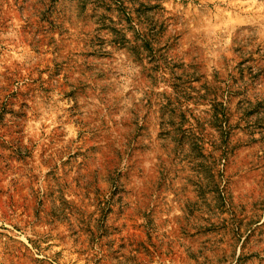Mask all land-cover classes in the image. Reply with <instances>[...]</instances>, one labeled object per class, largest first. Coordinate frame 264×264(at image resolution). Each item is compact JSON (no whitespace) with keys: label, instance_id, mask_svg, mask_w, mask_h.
I'll use <instances>...</instances> for the list:
<instances>
[{"label":"rangeland","instance_id":"374dc122","mask_svg":"<svg viewBox=\"0 0 264 264\" xmlns=\"http://www.w3.org/2000/svg\"><path fill=\"white\" fill-rule=\"evenodd\" d=\"M0 264H264V0H0Z\"/></svg>","mask_w":264,"mask_h":264}]
</instances>
